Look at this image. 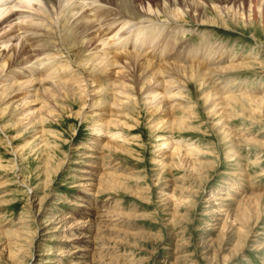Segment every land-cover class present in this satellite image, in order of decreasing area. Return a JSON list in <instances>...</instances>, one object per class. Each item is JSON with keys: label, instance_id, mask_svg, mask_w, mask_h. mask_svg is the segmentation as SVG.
Here are the masks:
<instances>
[{"label": "rangeland", "instance_id": "obj_1", "mask_svg": "<svg viewBox=\"0 0 264 264\" xmlns=\"http://www.w3.org/2000/svg\"><path fill=\"white\" fill-rule=\"evenodd\" d=\"M114 1L101 4L107 19L92 20L128 21L113 27L123 36L137 21ZM129 1L144 12L147 0ZM227 1L215 23L190 7L183 20L151 14L173 45L167 61L152 62L170 71L173 92L162 100H150L137 63L120 76L129 88H115L117 64H100L77 16L7 29L20 42L5 51L37 40L12 71L38 51V68L59 75L31 77L39 82L26 99L0 84V264H264V0ZM200 48L216 54L201 60ZM182 67H198L204 81ZM160 118L171 127L156 126Z\"/></svg>", "mask_w": 264, "mask_h": 264}, {"label": "bare ground", "instance_id": "obj_2", "mask_svg": "<svg viewBox=\"0 0 264 264\" xmlns=\"http://www.w3.org/2000/svg\"><path fill=\"white\" fill-rule=\"evenodd\" d=\"M207 1L216 5L215 8L217 10L215 12L217 14V20H215V18L209 17L207 14L208 12L207 13L205 12L204 6H205L206 0H191V2L189 1L190 4H186L185 0L184 1L183 0H147V4L145 6H141L142 8H144V12H140L139 9L137 10L135 2L129 1V0H118V4H116L117 2L114 0H0V47H2V48L4 47L3 50H0V77H2V78H0L1 79L0 84H2L1 91H2V88H5L4 91L11 90V89L16 88V87H18V88L16 90L14 89V91H19L20 89L23 88V89H25V92H23L24 93L23 98L26 99L27 96H25V95H29V92H30L29 89L31 87V84H33V82H35V81L39 82L38 78H37L38 80L37 79L31 80L30 79L31 77H39L40 74H42L41 72H43V74L41 76L44 75L48 78L49 77H55V79H56V77L59 75L54 70L45 69L43 67L40 69L38 68L39 66L43 65V63L45 62L44 58H39L40 55H37L38 51L32 52L33 53L31 56L32 58L26 57L28 59L27 61H25L26 63L32 59H35L36 61L31 66L26 67L27 69H25V70L23 68H21V70L22 69L24 70V71L22 70V73H19L17 69H16L17 72L12 71L11 68L13 67V65L22 56L26 55L27 52L29 51L30 47L32 45H34L35 42L37 41V40L31 41L32 37L30 38L29 36L28 37L26 36V37H23V38H25V40L24 39L21 40L19 49L17 51H15V47L14 48L9 47L10 50L8 48V51H5V50H7L6 48L8 47V43H10L12 40L14 41L13 43H15L16 45L20 42V36H17L18 34L14 35V32H13V34H11V33L8 34V32H7L8 30H10L12 28V26L14 25V22H16L15 26L20 25V26H17V28H18L17 30L24 29L25 32H27V31L30 32V30L32 28L36 27V25H34V24H37L36 22H38V21L41 22L42 24L43 23L46 24L45 22L56 23V22H59V20H64L65 23L66 22L69 23L70 18L77 16L78 18L75 19V22H77L79 19L81 21V22L78 21V22H80L79 25L81 27L80 38L82 40L83 39L86 40L85 43L87 46H90V47L94 46L93 47V53L95 55L96 54L101 55V56L97 55V58H96L97 60L99 59L100 64H103L102 66H104V67L105 66L110 67L112 63L117 64L116 66H118V67L121 66V64H123V66L120 69H118V67H117L118 71L116 70V71L112 72L113 77L114 76L115 77L124 76L123 71L124 70L126 71V69H124V67H125L124 64L126 65V64H129L132 62L137 63V65L139 67H141L142 70H144V76L143 77L146 76V78H144L145 83H149L148 86H151L148 88V86L145 85L147 87L146 92L148 94L152 95L150 97V100H152V99L158 100L159 97L163 98V97H165V93H167V92L172 93L173 92L171 90V89H173V87L171 86L172 81L164 78V77H170L169 76L170 74L167 73L169 70L168 71L165 70V68L167 66L165 67L163 65H157V64H154L152 62L162 61V60L167 61L166 60L167 55L170 53V51L172 49L171 47L173 45L169 46V43L167 41L168 33L170 34V32L163 35L165 31H163V29H161L162 27L160 28L159 26L158 27L153 26L149 23V21L152 20L151 14L152 13H155V14H161L162 13V15L166 14L168 17L183 20V16H184L183 8L190 7V11L193 13H196V19L197 20L206 21V22H214V23L220 22L222 20V16H221V13L219 12V5H221L225 2H228V1L227 0H207ZM113 2H116L115 4L117 5L119 12H123L122 14H125V17L128 15L129 17H131L132 19L137 21V23H135V24L130 23L131 28L127 29L128 32H126L123 36L118 34V30H119V28H123L125 26V24L128 23V21H126L124 19L120 21L115 16H112L111 20L110 21L108 20L107 23L96 22L97 20L101 21L102 19L106 18V13L101 11V4H107V3L112 4ZM85 6H88L89 10H87V12L83 11V13H79V11L82 10ZM18 9H20V10H18ZM22 9L26 10V12H28L29 14H27L25 12H16V11H21ZM99 12H100V14H99ZM233 12H234V14H237V11L233 10ZM31 13H33V16L31 15ZM122 14H121V16H124ZM34 16L35 17L38 16V18H34ZM132 16H135V18ZM100 17H102V18H100ZM92 19H96V21H93ZM44 20H45V22H42ZM118 21H120V23H118L119 28L117 29V26L115 28H113L114 25L117 24ZM223 23H225V22H223ZM47 25H49V24H47ZM130 26H128V27H130ZM29 27L31 29H28ZM68 29L71 30L70 28H68ZM115 29H117V30H115ZM12 31H10V32H12ZM88 31L92 32V34H89ZM33 32H35V31H33ZM74 32H76V31L74 30ZM79 32H80V30H79ZM70 33L72 34V31ZM76 34H77V32H76ZM172 34H173V32H172ZM161 38H163V39H161ZM26 41L29 42L30 44L26 45L25 44ZM118 41L120 42L119 44H117ZM128 44L130 46H132V48H133L131 50L132 52L127 51L126 48H127ZM111 45H114V47H111ZM84 47H86V46H84ZM149 48L152 51L149 52V54H147L148 51H145V50H147ZM196 52H197L196 54H198L199 52H203L205 54L203 57H201V60L202 59L205 60L207 58L211 59L210 58L211 54H212V56H213V53L216 54V50H214V49L212 50L210 48H206V49L200 48ZM189 55H190V59L193 61L194 60L193 53L189 54ZM187 58H189V56ZM172 61L177 62V60H175V59H173ZM21 62L24 63V60ZM205 62H207V61H205ZM229 67H231V66H229ZM224 68L226 69L225 66H224ZM177 69H179V67ZM21 70H20V72H21ZM178 72L188 74L190 76V78H192V77H199L200 78V76L203 75L202 74L203 71L201 69H198V67H195V68L182 67L180 70H178ZM127 73H129V72L127 71L126 74ZM140 74H141V72H140ZM204 74H205V72H204ZM19 75H26V77H29V80L24 81L22 83H18L16 77H19ZM61 76H59V77H61ZM205 76H203V77H205ZM128 77H130V76H128ZM120 78L122 79V77H120ZM145 79H147V80H145ZM201 80L204 81V78H202ZM5 82H9V84H6ZM118 82H119V80H118ZM127 82L128 81H126L123 77L121 82H119L118 84L115 85V88H117L118 90L124 91L128 87ZM42 89H44V88H42ZM163 89H164V91H163ZM44 90H46V89H44ZM12 93H14V92L12 91ZM35 93H36V91H35ZM215 94H216V92L213 95H215ZM3 95H4V93H3ZM3 95L0 94V99L4 98ZM5 95H7V94H5ZM213 95H207L206 97L212 98ZM240 97L245 98V97H249V96L244 95V96H240ZM250 97H253V96H250ZM226 98L236 100L239 98V96H235L233 94V95H227ZM159 100H162V99H159ZM34 101H36V100H34ZM41 101H43V100H41ZM26 111H29V110H26ZM161 111H163V110H161ZM215 111H213V113ZM110 121H108V122H110ZM168 121H169V118L164 119V120H162L160 118L159 122L156 123V126H159V127H163L165 125L169 126ZM172 121L173 120H170V122H172ZM177 121H179L181 124L182 118L178 119ZM169 127H171V125ZM180 127H182V126H180ZM98 128L100 129V127H98ZM169 144L171 145V142H167L166 148H168ZM180 150L181 149L179 147L174 146L173 147L174 156L180 157V154H181ZM85 248H87V247H85Z\"/></svg>", "mask_w": 264, "mask_h": 264}]
</instances>
